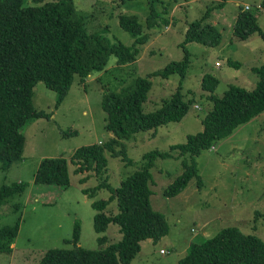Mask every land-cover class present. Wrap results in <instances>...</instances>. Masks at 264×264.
<instances>
[{
    "label": "rangeland",
    "instance_id": "rangeland-1",
    "mask_svg": "<svg viewBox=\"0 0 264 264\" xmlns=\"http://www.w3.org/2000/svg\"><path fill=\"white\" fill-rule=\"evenodd\" d=\"M32 2V0H27ZM261 0H163L155 5L160 12L159 27L148 28V0H74L76 11L87 16V27L99 31L112 43L131 46L134 38L118 22L120 14L135 15L148 41L139 47L137 61L117 66L110 57L100 73L92 74L84 83L75 77L72 87L58 106L56 92L43 82L32 88L35 109L50 117L35 118L23 127L22 159L9 169L0 168V186L18 182L26 186L20 194L7 198L0 208V230L19 220V231L11 249L0 250V264H36L50 248H70L76 225L78 246L88 250L104 249L118 242V226L110 224L97 234L93 227L95 210L92 202L107 199L109 189L100 187L86 191L106 179L118 186L126 176L138 169L142 155L152 149L166 151L172 144L182 143L188 134L202 129L201 118L211 108L209 92L201 89L202 79L209 74L218 79L216 97L229 85L246 89L257 85L254 68L264 65V39L257 33L243 41L231 36L235 16L242 8L253 12L264 33V8ZM210 11L208 21L219 31L216 46L196 42L183 45L190 22ZM165 18L167 25L162 22ZM185 49V50H184ZM189 56L182 82V94L190 98L188 112L182 119L169 121L152 130L138 131L123 141L130 164L121 157H107V171L102 176L89 172L76 173L72 162L74 152L88 144L104 143L111 135L105 128L106 113L101 106L104 93L117 92L131 85L138 77H147L173 62ZM236 63V67L228 61ZM151 89L143 104L144 111L154 110L162 100L177 91L180 78L154 75ZM119 148V147H117ZM62 156L67 159L69 183L44 184L34 181V173L43 158ZM198 174L203 180L199 189L194 179L185 192L165 197L162 190L182 172L180 161L156 158L149 169L151 178L149 202L165 216L168 233L156 242L141 241L139 252L128 264H178L191 243L213 237L224 228H237L243 234L255 235L264 241V112L248 123L239 125L229 135L215 141L209 149L195 157ZM15 203L19 208L15 210ZM116 201L110 202L106 214H115ZM99 237L105 243L98 242ZM163 251L164 253H160Z\"/></svg>",
    "mask_w": 264,
    "mask_h": 264
},
{
    "label": "trees",
    "instance_id": "trees-1",
    "mask_svg": "<svg viewBox=\"0 0 264 264\" xmlns=\"http://www.w3.org/2000/svg\"><path fill=\"white\" fill-rule=\"evenodd\" d=\"M124 2V0H119ZM163 0H148L150 11L146 17L148 28L159 27L160 12L155 5ZM260 6L264 8V0ZM210 11L198 20L190 22L186 29L183 45L196 42L216 46L220 41L219 31L208 21ZM119 25L134 38L131 46L112 43L99 31L87 27V16L76 11L74 0H0V168L9 169L22 159L24 149L23 127L50 113L35 109L32 88L38 82L56 92L55 106L64 99L75 77L84 83L92 74L102 72L110 57L117 66L137 61L140 50L148 41L142 35V25L135 15L120 14ZM162 22L167 23L163 18ZM167 25V24H166ZM257 33L264 39V33L256 23L253 12L239 8L231 36L243 41ZM185 50V49H184ZM228 61V60H227ZM236 67V63L228 61ZM189 64V56L167 64L163 70L152 72L147 77H138L135 82L119 93H104L101 106L106 113L104 128L111 133L104 143H92L78 148L73 156L75 172L89 177V172L102 176L107 171V157H121L130 164L123 147V141L138 131L152 130L160 125L182 119L188 112L191 99H185L182 82ZM259 76L257 85L246 89L229 85L220 96L214 95L218 79L205 75L201 89L208 91L211 108L201 118L202 129L188 134L182 143L172 144L166 151L152 149L141 157L138 169L122 179L118 186L111 187L106 179L86 191L95 192L106 187L110 191L107 199L92 202L95 210L93 227L97 234L107 231L110 224L118 226L121 238L118 242L100 250H88L78 246L79 227L76 225L70 248L47 249L36 264H128L135 259L140 242H156L168 233L165 216L154 210L149 202V169L156 158H174L180 161L182 172L162 190L165 197L183 192L194 179L199 189L203 180L198 174L195 157L202 150L229 135L239 125L248 123L264 112V65L254 68ZM180 78L177 91L169 99L162 100L152 111L142 106L151 89L154 75ZM119 147V148H117ZM34 181L44 184L67 185L69 183L67 159L43 158L34 173ZM26 184L18 182L0 186V208L7 198L20 194ZM116 201L115 214H106L110 202ZM19 204L15 203L17 211ZM19 220L13 226L0 230V250L11 249L19 231ZM100 244L105 243L99 237ZM178 264H264V241L255 235L243 234L237 228H224L213 237L199 243H191L187 253Z\"/></svg>",
    "mask_w": 264,
    "mask_h": 264
},
{
    "label": "crops",
    "instance_id": "crops-1",
    "mask_svg": "<svg viewBox=\"0 0 264 264\" xmlns=\"http://www.w3.org/2000/svg\"><path fill=\"white\" fill-rule=\"evenodd\" d=\"M187 188H188V187H187ZM187 188H186V189H187ZM186 189H185V190H186ZM185 190H184L183 192H185ZM183 192H181V193H183ZM181 193H180V194H181Z\"/></svg>",
    "mask_w": 264,
    "mask_h": 264
},
{
    "label": "built area",
    "instance_id": "built-area-1",
    "mask_svg": "<svg viewBox=\"0 0 264 264\" xmlns=\"http://www.w3.org/2000/svg\"><path fill=\"white\" fill-rule=\"evenodd\" d=\"M160 253H164L163 251H160Z\"/></svg>",
    "mask_w": 264,
    "mask_h": 264
}]
</instances>
